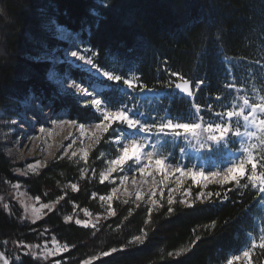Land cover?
Wrapping results in <instances>:
<instances>
[{"label":"trees","instance_id":"trees-1","mask_svg":"<svg viewBox=\"0 0 264 264\" xmlns=\"http://www.w3.org/2000/svg\"><path fill=\"white\" fill-rule=\"evenodd\" d=\"M55 24L78 34L96 52L101 67L114 60L134 68L136 84L143 86L137 88L162 93L160 104L173 117L219 115L220 101L248 87L254 73L264 70V0H0V109L10 113L32 94L52 103L56 111H66L70 119H99L76 96L59 92L46 79L47 61L34 60L65 46L55 35ZM64 69L73 78L86 76L61 64L59 70ZM174 72L192 81V97L175 90ZM122 83H109L104 92L109 103L122 96ZM99 163L94 157L82 164L57 155L36 173L17 176L0 141V191L18 181L45 202L59 200L33 223L23 218L16 202L8 211L0 206L1 249L7 251L3 241L10 247L39 240L45 232L68 246L53 258L63 264H82L89 257H97L93 264H215L238 252L253 230L260 196L244 179L211 185L214 195L194 207L176 202L149 213L145 205L114 200L116 215L110 216L98 203L97 195L110 188L96 176ZM85 209L101 214L95 228L65 219ZM145 232L144 244L130 243ZM112 248L118 251L102 256ZM53 259L40 262L24 255L11 264H53ZM255 259L264 264V248Z\"/></svg>","mask_w":264,"mask_h":264},{"label":"rangeland","instance_id":"rangeland-1","mask_svg":"<svg viewBox=\"0 0 264 264\" xmlns=\"http://www.w3.org/2000/svg\"><path fill=\"white\" fill-rule=\"evenodd\" d=\"M54 27L56 31L55 35L62 41H65V46L54 48V51L51 53H46L38 58L35 57L34 60L47 61L49 63L45 70V77L59 92L76 96L82 105L81 102L86 97L76 95L72 89L67 87L68 83L76 80L94 92L99 98L103 99L105 101L104 107L111 108L112 110H118L120 108L131 109L135 113V118L141 119L142 122L149 124L158 125L165 123L168 119H172L174 122L201 123V136L197 138L189 134L187 136L181 135L180 137H174L157 135L155 133L152 136H148L140 133L139 129L129 130L123 124L113 123L107 133L99 135V142L97 143L92 137L93 128L90 122H98L100 117L98 120H91L84 123L85 127L83 132H81L78 127L60 123V121L64 120H73L67 116L66 111H56L52 103L42 102L38 97L30 94L26 99L18 102L14 107L15 110H11L10 113L0 109V141L5 154L13 164V173L17 176H28L36 173L48 160L57 155L76 159L82 164L88 163L89 158L94 157V159L100 161L98 172H96V176L100 180V172L106 170L108 167L107 162L115 159L120 154L123 144L128 143L132 139L147 143L142 153V163L139 166H142L146 162L143 156L149 151L153 153L154 159L164 158L167 163H172L174 166L179 165L185 169L192 167L197 172L203 170L205 172L219 171L223 173L227 167L242 161L247 162L249 157H251L257 162V177H253V179H257L255 181L256 186L253 187L254 182L247 179V176L242 179L259 193V213L255 218L253 230L247 235L245 245L238 252L228 254L225 260L215 264H227V261L233 256L241 257L234 264H257L255 257L257 256V252L262 249L260 243L264 240V193H261L259 190V181L264 183V179L258 178L261 174H264V123H260V120H264V70L261 73H254L252 83L248 87L240 89L239 93H231L228 100H225L227 99L225 98L223 101H220L217 107V110L221 112L219 115L206 116L200 115V113H192L186 117H173L160 104L162 93L142 91L137 87L129 90L123 83L121 87L122 96L115 104L109 103L105 98L104 92L110 89V82L101 79L94 71H90L88 66L70 56L71 51L76 50L86 56L94 57L95 61L97 56L96 52L88 44H85L81 37L75 33H71L65 26L55 24ZM63 63L86 73L84 80L73 78L67 69L59 70ZM95 63L103 70L110 71L114 75H120L122 78L133 79L137 83L138 75L134 68L123 66L114 60L109 63L108 67H101L96 61ZM61 73L65 74L68 78H65V75L63 76ZM254 79L257 80V83L254 82ZM121 82H123V79ZM245 99L249 101L247 105L244 104ZM223 104L224 107L222 108ZM241 109H243V115L238 117L234 116L231 120L225 115L227 111L237 112ZM244 115L248 116L246 121L243 119ZM208 123L226 124L230 128V132L221 141H208L207 133L203 131V128ZM41 127L44 128L43 132L40 131ZM237 129L240 132L238 136L235 135ZM89 145H91V148L89 150L88 160L85 162L82 159V150L88 149ZM209 145L211 146L210 150ZM73 151L77 153L74 157L71 156V152ZM33 167L36 168L35 172L32 171ZM136 167L138 166L132 161H129L123 166V171L113 173L109 177V180L105 181V183L109 184V190L105 194L97 195L98 203L101 204L100 207H103L104 213H109L108 202L102 201L100 197L110 195L112 187H117L119 192L111 201V204L114 200L123 202L127 199L128 203L142 204L147 208L152 207V209L163 205L169 206L167 203L168 189L175 187V180L178 174L170 177L164 189L163 197L159 195V190H157L156 200L158 204L153 207L150 203L151 197L148 195L149 184L153 179L158 181L161 178L160 174L155 173L142 178L138 172L135 173V178L138 181L141 179L145 180L142 186L143 199L137 201L135 199L136 186L132 184V171ZM157 167L159 168L161 165L158 164ZM17 169L20 171H17ZM81 170L82 174H85L87 171L86 166L82 167ZM25 172L27 175L23 174ZM246 172L248 176L252 174L251 164L246 163ZM92 173L90 172V174ZM242 173L243 170L239 169L229 173L228 177L209 178L208 176H204L201 178L196 174H193L191 179L184 177L181 190L173 197L174 203H181L180 201L185 199L182 195L184 189H191V194L188 197L190 201L193 203L201 201L196 199L198 193L201 191L209 193L211 185H225L235 182L231 181L226 183L227 180L235 179L237 176L242 175ZM123 175H129V180L121 185L120 177ZM180 175L184 176V173ZM72 184L75 183L72 182L70 184L71 188ZM197 184L200 186H197ZM125 190L130 195H125ZM37 197L30 194L23 183L18 181L8 182L4 191H0V206L8 211L11 202H16L21 207L23 218L29 223H33L34 217L31 212L33 206L39 208L42 203L51 204L55 202H45L41 198L37 201ZM208 199L205 198L203 201ZM47 212L50 211L45 209L40 218ZM88 213L89 215H85L84 210H78L72 211L68 216H71L74 222L76 219L88 220L89 226L96 225L100 220L101 214ZM39 219H36L35 222ZM53 241L62 246L66 245L54 234L45 232L40 234L39 240L36 241L26 242L22 240L10 247L5 246L6 241H3L2 244L6 248V253H8L12 262H19L24 255L38 259L40 262H47L67 251L66 249L62 253H57L55 256L44 257L45 251L53 249ZM23 245H31L32 247L29 249L23 247ZM244 251H249L247 260L243 258ZM32 253H37L39 258L32 255ZM53 260L55 261L52 262L53 264H56V261H60Z\"/></svg>","mask_w":264,"mask_h":264},{"label":"snow or ice","instance_id":"snow-or-ice-1","mask_svg":"<svg viewBox=\"0 0 264 264\" xmlns=\"http://www.w3.org/2000/svg\"><path fill=\"white\" fill-rule=\"evenodd\" d=\"M70 56L72 58H75L76 60L82 62L84 65L88 66L90 71H94L97 76H99L101 79L106 80L108 82H112L114 84H119L121 80L123 79V84L127 87V89L132 90L136 87H143L140 84H136L133 79H127V78H122L120 75H114L110 71H106L101 69L94 61V57L92 56H86L84 54H81L80 52L73 50L70 53ZM173 76H175L179 81L174 85L175 90H178L180 93L187 95L188 97L193 96V92L191 90V85L189 80L185 79L183 76H181L180 73L174 72L172 73ZM202 83V82H201ZM185 85L186 87H179L178 85ZM200 84H197V87L199 88ZM67 87L72 89L73 92L76 95H81L86 97L84 101H82V106L83 107H90L93 109L95 113H97L100 117L98 122H90L91 127L93 128L92 131V137L95 139V141L98 143L99 142V135L107 133L109 129L112 127L113 123H119L123 124L126 128L129 130H136L139 129L140 133L146 134L148 136H152L154 133L157 135H164V136H174V137H180L181 135L187 136L191 135L192 137H200L201 136V129L202 125L201 123L197 122H174L172 119H168L165 123L161 124H149L147 122H142L141 119L135 118V113L132 112L131 109H126V108H120L118 110H112L111 108L104 107L105 101L101 98H99L94 92L90 91L87 87L83 86L81 83H79L76 80H72L71 83L67 84ZM249 101L247 99L244 100V104L247 105ZM196 112H200V108L196 106ZM227 118L231 120L234 116L238 117L243 115V109L240 111L234 112V111H227L225 113ZM243 119L246 121L248 119L247 115L243 116ZM62 124H68L72 127H78L81 132H83V129L85 127L84 123L79 122L78 120H64L60 121ZM260 123H264V120H260ZM40 131L43 132L44 128L41 127ZM204 133H207V140L208 141H221L223 140L230 132L229 126L223 123H208L206 127L203 128ZM239 129H237L235 135H239ZM147 146L146 142H139L136 139L130 140L128 143L123 144V147L120 151V154L116 156L115 159L109 160L108 167L106 168L105 171L100 172V182L104 183L105 181L109 180V177L112 176L113 173H116L118 171H123V166L127 164L129 161H132L135 165L138 167L134 168L132 171V184L136 186V196L135 199L137 201H140L143 199V194H142V186L145 183L144 179H141L138 181L135 178V173L138 172L140 176L146 177L147 175H153L155 173L160 174V179L157 181L153 179V181L149 184V191L148 195L151 197V205L153 207L157 206L158 201L156 200L157 196V190H159V195L161 197L164 196V189L167 186V183L170 179L171 176L177 175L178 177L175 180V187L169 188L168 189V198H167V203L169 206H171L175 201L173 199L174 195L181 190L183 186V178L188 177L191 179V176L193 174H196L200 176L201 178L204 176H208L209 178L216 177H228L229 173L233 172L234 170H239L242 169L243 173L242 175L237 176L235 179H229L227 180L226 183L235 181L239 183V181L247 176V179L253 181V187L256 186L255 181L257 179H253V177H257L256 175V169H257V162L249 157L247 162H240L238 164H233L230 167L226 168V171L223 173L219 171H210V172H205V171H199L197 172L194 168L188 167L185 169L184 167H181L179 165H173L172 163H167L164 158H153V153L152 152H147L144 154L143 159L146 160L145 163H143L142 166V153L144 148ZM71 147V145H69ZM210 145H209V150H210ZM91 148V145H89L88 149H83L82 150V159L86 162L88 160L89 156V150ZM203 148V147H202ZM51 155V154H50ZM77 153L75 151L71 152V156H76ZM246 163L251 164V170L252 174L250 176L247 175L246 172ZM161 165V167H157V165ZM17 171H20L17 169ZM32 171L35 172L36 168L33 167ZM184 173V176H181L180 174ZM24 175H27V173H23ZM258 178L264 179V174H261ZM129 180V175H123L120 177V184L123 185L125 184L126 181ZM219 184V183H217ZM225 184V183H224ZM197 186H200L197 184ZM206 187V185H204ZM72 189L76 190L77 185L72 184ZM259 190L261 193H264V183H261L259 181ZM119 192V189L117 187H112L111 188V194L107 196H101L100 199L102 201H107L108 202V209H109V215L110 216H115L116 212L112 210V204L111 201L114 199L116 194ZM191 194V189H184L182 192V195L185 197V199L181 200L180 202L182 204L187 205L188 207H194V203L188 199V197ZM125 195H130V193L125 190ZM214 194L209 192V193H204L201 191L200 193L197 194L196 199L203 201L205 198H211ZM216 196H219L220 193H215ZM63 199V197H61ZM37 201H39V197H37ZM59 201H55L51 204L49 203H42L40 204L39 208L33 206L31 209L32 215L34 217V221L36 219H39L41 214L44 212L45 209L52 211L55 208V203H58ZM123 203L127 204L128 200L125 199ZM7 207V205H5ZM85 215H89L87 209L84 210ZM152 207L148 208V212L151 213ZM173 209L171 207L168 208V212L171 213ZM67 221H71L73 218L71 216H68L65 218ZM75 224L81 225L84 228L89 227V221L88 220H80L76 219ZM93 228L96 227L95 224L92 225ZM147 236V233H144V236L137 235L133 237V240L130 241V243H137V244H144L145 243V237ZM199 239V238H198ZM54 247L50 251H45L44 257L47 256H55L57 253H62L67 249V245H60L53 241ZM23 247L31 249V245H23ZM39 247V246H37ZM260 247L264 248V240L260 243ZM123 250V249H121ZM118 251L116 248H112L109 251H105L102 253V256H109L112 253H115ZM3 253H0V256H2ZM32 255L36 256L39 258V255L37 253H32ZM249 257V251H244L243 252V258L247 260ZM240 256H233L231 259L227 261V264H234L235 261L240 260ZM97 257H89L88 259H85L83 261V264H93V261H95ZM7 264V261L5 262ZM56 264H61L60 261H56Z\"/></svg>","mask_w":264,"mask_h":264},{"label":"water","instance_id":"water-1","mask_svg":"<svg viewBox=\"0 0 264 264\" xmlns=\"http://www.w3.org/2000/svg\"><path fill=\"white\" fill-rule=\"evenodd\" d=\"M181 82V81H179ZM190 85H191V90H192V81L189 80ZM179 87H186L185 85L181 84L178 85ZM178 91V90H177ZM179 92V91H178ZM182 94V93H181ZM185 95V94H184ZM0 253H3L2 256H0V264H5V262L7 261V264H11L10 259L7 258V255L0 249Z\"/></svg>","mask_w":264,"mask_h":264},{"label":"bare ground","instance_id":"bare-ground-1","mask_svg":"<svg viewBox=\"0 0 264 264\" xmlns=\"http://www.w3.org/2000/svg\"><path fill=\"white\" fill-rule=\"evenodd\" d=\"M76 35H78V34H76ZM78 36H79V35H78ZM79 37H80V36H79ZM53 51H54V50H53ZM25 125H26V124H25ZM0 249H1V247H0ZM1 250H2V249H1ZM2 251H3V250H2ZM3 252L7 255V253H6L5 251H3ZM7 258L10 259L8 255H7ZM10 262H11V260H10Z\"/></svg>","mask_w":264,"mask_h":264}]
</instances>
